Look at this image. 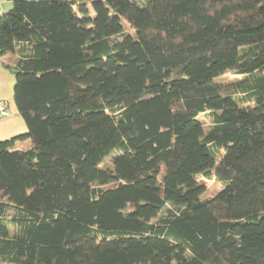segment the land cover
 Masks as SVG:
<instances>
[{
  "label": "trees",
  "instance_id": "1",
  "mask_svg": "<svg viewBox=\"0 0 264 264\" xmlns=\"http://www.w3.org/2000/svg\"><path fill=\"white\" fill-rule=\"evenodd\" d=\"M10 54L0 264H264V0H12Z\"/></svg>",
  "mask_w": 264,
  "mask_h": 264
},
{
  "label": "crops",
  "instance_id": "2",
  "mask_svg": "<svg viewBox=\"0 0 264 264\" xmlns=\"http://www.w3.org/2000/svg\"><path fill=\"white\" fill-rule=\"evenodd\" d=\"M15 55L0 56V104L8 105V115L0 120V140H5L25 133L28 130L24 118L20 115L14 101V74L4 64L13 62ZM32 141L17 143V148L24 149L31 146Z\"/></svg>",
  "mask_w": 264,
  "mask_h": 264
},
{
  "label": "rangeland",
  "instance_id": "3",
  "mask_svg": "<svg viewBox=\"0 0 264 264\" xmlns=\"http://www.w3.org/2000/svg\"><path fill=\"white\" fill-rule=\"evenodd\" d=\"M139 1H141V0H139ZM11 3H12V0H0V12L9 10V8L11 7ZM125 27L129 31V33H133L134 32L133 29L130 28L129 25L125 24ZM234 78H235V75H233L231 73H227L224 76L218 78V81L230 82ZM14 79H15V75H14ZM14 85H15V82L13 84V87H14ZM202 119H203L205 125L209 126V125L212 124V120H211L210 116L203 115ZM5 140H7V139H5ZM20 143H22V142H20ZM116 154H117V152L112 153V155L105 160V165H104L105 168H109V169L113 168V157ZM200 178H202V177H200ZM205 182L207 184L208 189L202 195V198H207V197L213 196L214 191L217 192V191L221 190L224 187L223 184L221 182H218L216 179L215 180H211V181L205 180ZM13 211L14 210H9V212L7 214L9 216H11ZM10 228H11L12 232H14L15 229H16L14 225H10Z\"/></svg>",
  "mask_w": 264,
  "mask_h": 264
},
{
  "label": "built area",
  "instance_id": "4",
  "mask_svg": "<svg viewBox=\"0 0 264 264\" xmlns=\"http://www.w3.org/2000/svg\"><path fill=\"white\" fill-rule=\"evenodd\" d=\"M8 114H9V113H8V105H7V103L2 102V103L0 104V120H1L3 117L7 116Z\"/></svg>",
  "mask_w": 264,
  "mask_h": 264
}]
</instances>
